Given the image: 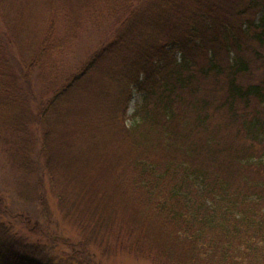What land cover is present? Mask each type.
<instances>
[{
	"label": "trees",
	"instance_id": "obj_1",
	"mask_svg": "<svg viewBox=\"0 0 264 264\" xmlns=\"http://www.w3.org/2000/svg\"><path fill=\"white\" fill-rule=\"evenodd\" d=\"M24 1L0 0V166L20 201L6 215L30 236L0 221V264H97L114 251L264 264V111L247 112L264 106V0ZM41 2L44 27L25 18ZM103 9L96 49L67 63ZM207 78L221 102L199 95ZM213 105L243 143L222 140Z\"/></svg>",
	"mask_w": 264,
	"mask_h": 264
},
{
	"label": "rangeland",
	"instance_id": "obj_2",
	"mask_svg": "<svg viewBox=\"0 0 264 264\" xmlns=\"http://www.w3.org/2000/svg\"><path fill=\"white\" fill-rule=\"evenodd\" d=\"M23 2H25L24 0H21ZM44 3L41 2L35 6L30 7V9L27 10V8H24L26 10L25 13V18L28 19H32L33 21H36L37 19H39L38 23L40 25L38 26H46L47 24V19L45 18L47 16V13L44 9ZM101 10V8H100ZM104 10V9H103ZM109 13L105 12V10L103 11V13H101V16L98 17L97 19V24H98V30H91L90 33H87L86 35H82L80 37V39L78 40L77 43V48H76V52L74 51V56L75 59H73V55L70 54V58L68 59V56L65 58V60L67 59V63L70 62H74V60H82L84 61L88 55H90L91 52H93L96 49L97 43L100 40V36H102V34L100 35V33H102L104 30H106V28H108V26L111 24V21L108 20L109 16L107 18V15ZM108 20V21H107ZM257 65L255 66V70H254V74H257ZM254 78V77H253ZM245 80H250L248 78L243 77V81ZM253 80V79H252ZM205 88L208 91H205L202 87H201V93L203 96L205 97H209L212 96L213 98H216V100H218L219 102H221L222 100V88L217 86L215 87V91L212 90V88L214 87L213 82L211 81V79L207 78L206 80H204V84ZM196 96V95H195ZM141 97L142 95L138 94V93H134L131 101L129 103V107H128V117H131L132 113L134 110H136L138 108V106L141 103ZM184 97L187 99H190L192 96L191 94L188 93H184ZM215 100V101H216ZM242 105H237L236 109H240ZM264 111V106H259L257 103H253L250 104V106H248L247 108V112H254V111H260L261 112ZM225 109L219 110L218 107L216 105H213V110H211V119H210V123L212 125V127L217 130V132L219 133V135L221 136L222 140L227 144V145H237L238 142L243 143V134L240 131V127H238L239 125L237 123H233L232 121H230L228 119V116L225 114ZM132 123V119L128 118L127 119V125H130ZM242 136V137H241ZM225 143L221 142V144L226 145ZM258 154H260V152L258 151ZM0 164H1V158H0ZM10 176H8L7 171L5 169H1L0 166V194L1 196V201H0V208L3 207L4 213L0 215V221L2 222H6L8 224H12L14 226V229L24 233V235H28L29 229L26 228L24 229V226L26 223H24V221H20L19 219H13L6 215L9 214V212H16L18 209L16 208V204L17 202L20 203L19 200L15 199L14 201V193L12 192V188L9 187H5V185L3 184V180L9 179ZM6 190H11L6 191ZM46 192V198L48 199V203H49V208L50 210H52L54 212V214L56 216H58L56 210L58 212H60V206H59V202L56 200V198H54L55 196L48 190L45 191ZM17 206H19V204H17ZM30 207V206H29ZM36 208V207H35ZM31 209V208H30ZM37 223L38 228H36V231L38 232V229L41 227L40 231H43V225L44 224V219L43 220H39L37 219ZM57 218L53 219V222L50 224L51 225V230L53 231V229H56L55 227V223H57ZM19 223L22 224V226L19 225ZM33 223V222H32ZM18 224V226H17ZM62 229L69 227L67 224H62L61 223ZM32 228V227H29ZM66 234H68V231H65ZM40 234V233H39ZM30 236V235H28ZM39 239V241L41 242H45L46 240L41 238L40 235H36ZM72 239H75V234H73ZM37 240V238H36ZM95 261L97 262V264H150V262L148 261H144V260H137L135 258H133L132 256H130L127 253H119L117 251L111 252L108 255L102 256L100 257L99 254L96 252L95 253Z\"/></svg>",
	"mask_w": 264,
	"mask_h": 264
}]
</instances>
